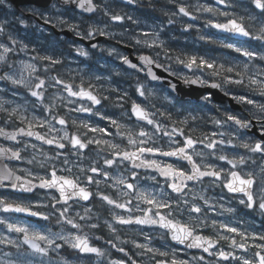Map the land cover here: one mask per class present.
Here are the masks:
<instances>
[{"label":"clouds","instance_id":"9594fccd","mask_svg":"<svg viewBox=\"0 0 264 264\" xmlns=\"http://www.w3.org/2000/svg\"><path fill=\"white\" fill-rule=\"evenodd\" d=\"M0 264H264V0H0Z\"/></svg>","mask_w":264,"mask_h":264}]
</instances>
